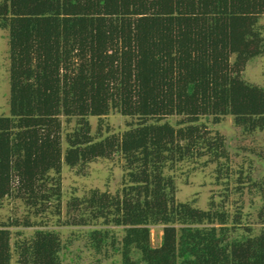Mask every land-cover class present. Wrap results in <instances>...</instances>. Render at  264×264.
<instances>
[{
    "label": "trees",
    "instance_id": "1",
    "mask_svg": "<svg viewBox=\"0 0 264 264\" xmlns=\"http://www.w3.org/2000/svg\"><path fill=\"white\" fill-rule=\"evenodd\" d=\"M263 16L264 0H0L10 53L0 208L11 197L27 210L0 227V264H13L14 253L16 264H63L62 237L47 228L54 216L57 225L123 227L121 239L105 227L89 232L92 248L110 245L121 264H264V179L250 182L263 199L262 226L235 237L242 210L178 201L168 173L203 157L221 177L229 172L226 137L205 116L264 129V87L243 77L264 55ZM114 111L140 121L96 137L89 117ZM173 115L184 118L173 124ZM61 116L77 118L66 134ZM116 154L124 159L121 190L74 196L63 221V163L83 167ZM21 225L44 228L30 237L19 231L13 249L9 227ZM154 225L163 226L160 246Z\"/></svg>",
    "mask_w": 264,
    "mask_h": 264
},
{
    "label": "rangeland",
    "instance_id": "2",
    "mask_svg": "<svg viewBox=\"0 0 264 264\" xmlns=\"http://www.w3.org/2000/svg\"><path fill=\"white\" fill-rule=\"evenodd\" d=\"M264 24V16L261 18ZM234 59V58H233ZM243 77L254 84L264 87V55L251 59L243 73ZM10 53L8 30L0 27V115L9 114L10 105ZM65 134L76 125L77 118L68 121L61 116ZM92 133L96 136L109 134L121 135L140 118L126 116L114 111L108 116H90ZM184 117L173 115L167 118L171 123L178 124ZM103 119V120H102ZM202 121L207 123L213 132H220L226 137L230 153V170L221 177L218 163L205 165L206 157L178 163L176 169L169 171L176 178V198L182 202H192L202 209L210 208L214 203L224 206L233 215L242 210L243 219L235 231V237L250 234L249 228L258 233L261 228L258 213L263 204L261 194L252 187L251 180L260 182L264 179V129L247 132L236 125L234 116L226 115L221 122H215L213 116H205ZM64 134V135H65ZM66 138V137H65ZM124 159L121 154L113 158H99L83 167H72L63 163L62 169V220L69 219L68 204L74 196H84L91 189H100L117 193L123 187ZM221 177V178H220ZM27 210L22 201L7 198L0 208V227L2 224L23 219ZM59 217L46 218L47 228L59 231L63 240L61 258L63 264H121V256L109 245L102 252H97L89 243V232L96 227H105L115 232L121 239L124 230L121 226H74L57 225ZM36 219V218H34ZM41 220V219H38ZM40 226H11L12 246L14 249L18 232L30 237ZM152 244L160 246L163 238V226H151ZM136 257H140L137 253ZM17 255L14 253L12 263L16 264Z\"/></svg>",
    "mask_w": 264,
    "mask_h": 264
}]
</instances>
